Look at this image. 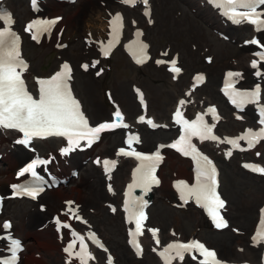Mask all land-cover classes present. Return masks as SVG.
<instances>
[{
  "label": "snow or ice",
  "instance_id": "1",
  "mask_svg": "<svg viewBox=\"0 0 264 264\" xmlns=\"http://www.w3.org/2000/svg\"><path fill=\"white\" fill-rule=\"evenodd\" d=\"M137 2L147 5L148 0H123L125 4H136ZM208 2L220 10L222 15L232 20L233 23L248 22L257 26L258 29L264 30V0H208ZM33 3H35V0H33ZM147 14V11H145V15ZM58 19L60 18L33 20L26 25L25 31L31 33L33 40L39 41L41 35L51 32L52 26L56 24ZM0 21H3L5 25L0 28V129L19 130L23 134V140L19 142L24 144L29 143L34 137H65L68 146L62 148L61 153L66 154L73 148L79 147L80 141H86L87 145L91 146L96 139H99L100 133L128 126L123 123V115L119 108L113 113V119L110 122H102L96 126H90L89 121L80 110L79 102L71 94L68 85V81L71 79V68L67 63L61 65L60 71L48 78H36L39 89L38 98L34 97L29 92L22 78V74L28 68V65L21 58L20 37L11 28L13 21L10 14L0 11ZM109 25L112 29L110 33L112 39L109 40L108 45L103 50L105 56L108 55V51L119 40V32L123 27L119 13L109 22ZM257 42V40L250 41L253 44ZM146 47L143 43H138V51L134 53L137 57V63H143L147 59L144 51ZM256 55L261 60H264V52L256 53ZM162 62L157 61L158 64ZM171 64L173 65L172 71H180L179 68L175 67V59L171 61ZM83 67L87 68L88 66L83 65ZM252 67H257L256 60L252 61ZM255 74L257 76L261 75L259 71ZM239 76L240 73L238 72L226 73L225 87L223 89L225 94L229 96L231 102L238 108H243L247 104H258L260 101V85H255L251 90L237 89L233 86V78ZM196 79L200 81L203 77L198 76ZM184 103L185 101H180L181 105ZM258 110L261 114L259 123L264 125V107H260ZM207 112L212 113L213 118H216L214 107H210ZM138 119L140 121L145 120L144 116H140ZM173 119L175 123L181 125V135L170 145H160L156 151L144 153L132 148L134 142H140L139 137L130 136L125 141L128 149L120 148L116 153L117 156H130L139 161L133 169L132 183L128 185V190L125 192V211L128 213V218L135 222V230L129 233L130 237H132L130 243L136 247L138 252L140 244L135 237L143 234V221L147 219L144 213L147 201L142 197H133L131 190L141 188L147 193L153 185L160 183L156 175V169L163 159L159 151V148L162 147L174 148L184 156H190L194 162V183L189 184L184 180L174 182V187L179 192L181 200L187 203L189 199H194L198 205L206 209L217 229L228 227L227 220L220 213L226 202L217 192V170L213 162L192 143L193 137H197L201 141L218 140L219 137L212 132L215 125H209L205 122L203 114L200 113L196 115L195 119H185L180 107H177L176 112L173 114ZM147 123L156 127L151 119L147 120ZM242 139L248 141L249 147H253L255 143L264 140V127L259 128V130L246 129L245 133L240 137L234 139L225 138V142L232 145L233 148H239L238 141ZM226 155H231V150ZM42 163H46V161L33 160L18 175L31 173L33 177L42 179L37 176L35 170L36 166ZM97 163H100L99 159ZM116 163L115 160H103L105 171L110 173ZM244 167L264 174V167L259 165L245 164ZM12 187L17 189L18 193L22 192L33 198L40 191H43L41 187L21 185H13ZM109 190H112L111 186H109ZM70 211L74 212L73 209H70ZM75 218L80 219L79 216H75ZM62 226L64 228L70 227L68 224H63ZM4 227H9L7 222H5ZM149 231L153 237H156L158 229L152 228ZM71 235L73 239L63 251L69 257L75 256L79 258L80 264H87V260L92 258V253L88 251L84 237L75 231ZM88 236L94 244L103 247L94 233H89ZM252 240L257 244H264V208L260 209V222ZM77 241L80 243V249L73 252L72 249ZM157 243H159V240H157ZM9 250L11 252L10 257L0 260V264H16L17 252L21 250V242L10 238ZM192 250L199 252L203 256L200 264H224L218 258L215 250L209 249L198 240H191L187 243H169L160 252V255L164 257L166 264H171V252L175 251V256L182 260L184 254ZM108 259L109 264H111V257Z\"/></svg>",
  "mask_w": 264,
  "mask_h": 264
},
{
  "label": "rangeland",
  "instance_id": "2",
  "mask_svg": "<svg viewBox=\"0 0 264 264\" xmlns=\"http://www.w3.org/2000/svg\"><path fill=\"white\" fill-rule=\"evenodd\" d=\"M23 1V6L19 7L18 10H21L23 13V8L27 7V0H21ZM44 1H50V2H59L58 0H44ZM78 2V0H77ZM77 2L74 4H66V6L62 7H56L54 9H50V11L47 13L48 16H54V15H60L62 16V19L58 22L57 27L63 25V40L66 41L67 47L62 50V53H58V51L55 48L54 41H45L43 40L40 43L35 42H29L25 41L23 44V51L25 56L30 61L31 69L28 73L30 75H47L49 72H51L53 69L57 67V63L61 58L66 57V60L70 61L73 69H74V89L76 94L81 98L84 108L86 112L88 113L91 121L93 122V114L97 115H108V111L114 107L113 103H118L120 107L124 110L125 105L122 103V101L131 100L136 108L130 112V119L133 120V117L139 112L135 93L133 91V85H135V80L133 79V76H137L140 78L141 82L143 83V87L148 93L153 96L151 99L152 101H157V99L160 97V95H166L169 86V71L167 68L168 60L171 57V54L176 51L179 56V65L183 70V73L180 75L178 74L177 77H179L180 81H183V84L181 85L182 89H184L190 82V77L193 72L199 71L197 70L198 67L195 64L198 60L204 65V66H216L219 61L217 60V57L215 56V53L213 54L210 52L206 45L203 43V38L200 37V34L204 33V30L208 33L210 38H213L212 35L209 33L208 30L209 26L206 24L199 22L197 23V18L192 14V12L189 11V15L187 16L186 23L182 26L179 25L177 21V17L175 14L172 13L168 8H164L162 10L163 16L161 18L160 11L162 9V4L160 6H156L154 11L156 12V22L151 25L150 30H147L143 26L144 22L140 21L138 25H141V27L145 31V38L150 43V50L152 52V59L143 64V65H133L131 61L126 57V55L122 52L121 47H118L109 57L107 60L108 62V68L107 73L101 77V79L97 82H99V86L101 87L103 84H107L109 80H113L116 83H120L119 88L121 89L122 93H120L119 88L114 90L113 86L110 85V90L112 92H108V96L105 97L102 95L101 88H99V92L96 90L94 83L89 88L90 84L86 81H91L92 78H90L88 73L82 72L79 68L78 61H74V55L78 54V51L76 52V45L82 44L83 46V36L78 31L79 24L78 22L74 21L72 24L67 25L64 20L65 16L64 13L67 11H73L74 9H77ZM17 3L16 5H18ZM184 8L187 6L184 5ZM62 9H66L67 11H63ZM13 11V10H12ZM101 12L105 13L106 10H101ZM14 16L16 12H14ZM127 13V11H126ZM125 13V17L127 22H129L128 14ZM66 15V14H65ZM192 17H194L196 20H193ZM27 18V17H26ZM25 18V19H26ZM190 20V22H189ZM85 22L90 23V28L93 26L100 24L101 21L98 19L96 12L90 11V13L87 14ZM19 28L22 26L23 21L22 19L17 23ZM128 24V23H127ZM176 24H178L176 26ZM181 26L184 27V31L178 30V27ZM189 28V29H188ZM232 29V28H229ZM233 30V29H232ZM226 34L229 36V40H219L218 48H222L223 46H229L234 47L233 45L239 44L241 39L248 36V34H241L237 39L232 38L230 32L227 30ZM214 35L218 37V34L214 31ZM263 39V37H261ZM214 39V38H213ZM217 40H213L212 42H216ZM29 42L28 44H26ZM227 43V44H225ZM215 45V44H213ZM167 47V48H166ZM212 47V46H211ZM165 49V53H168L166 64L164 66H155L153 62L154 53H156L158 50ZM212 50V48H211ZM154 52V53H153ZM209 56V57H208ZM219 60L222 59V56L218 57ZM55 63L53 66L51 63ZM208 64V65H207ZM113 65H116V69L113 72L111 68L113 69ZM205 72V71H204ZM223 71L220 69V72L218 74L217 80L215 82V89H218V84L220 82V78L222 76ZM252 74V72H251ZM91 75V74H90ZM206 75V81L207 73ZM94 80V79H93ZM86 83H85V82ZM105 84V85H106ZM207 89V83L201 87V89H196L193 92V96L197 97L198 100H204L205 102L199 106V108L204 109L206 104L214 103L217 104L222 111V120L218 123V131L220 133L226 132L228 134H232L233 132H238L241 130V128L246 124L244 122L238 121L233 118L234 112L231 111V109L227 108L226 105H224L222 99L214 100L210 99L208 95L206 94L205 90ZM127 93L129 94V98L127 96ZM180 95L179 92L177 93V96ZM169 97L168 95H166ZM170 98V97H169ZM176 97H173L172 102L168 110L170 111L172 109V105L175 101ZM205 98L207 100H205ZM88 101H95L96 104L92 108L89 106ZM202 102V101H201ZM156 106V104H154ZM151 112V109L149 110ZM167 112V116L168 113ZM250 116V114H248ZM109 117V116H108ZM142 132V131H141ZM123 132H116L113 134H106L101 142H99L98 145H96L91 151H93L90 155H101L100 152H104L105 148L110 147V150H113L114 147L118 144H120L121 138H122ZM114 137L117 138L116 142H113L112 144H108V139ZM166 140V139H165ZM155 140L151 139V142L147 145L143 143L142 148L150 149L153 148L155 145ZM3 144L10 146V143L5 141ZM112 146V147H111ZM219 152V156L215 153L219 165H220V171H221V190L225 198L227 199V207H226V217L228 218L229 222L232 223V216H236L234 214L236 212L235 206L232 202H235L236 199L231 198V194L235 190L237 192V196L239 195V199L246 203L248 201L253 202V195L256 194L257 189L264 187V174H261L260 172L257 174H251L244 170L242 167V162L252 160L254 162H257L261 165V167H264V144H260L256 149L251 151L250 153L246 154H235L230 160H224L222 159V154L220 153L219 148L217 149ZM90 151V152H91ZM41 153H44V151H40ZM90 152L83 153L80 155V158H84L89 154ZM111 151H108L107 154H110ZM259 153V155H258ZM111 155V154H110ZM77 156V155H76ZM171 154L167 152L165 155V161L164 164L160 167L159 174L160 178L164 176V181L162 178V183L158 186L160 188H169L171 185V180L174 178L179 177H189L187 176L188 173L190 175V172L188 170L186 174H182L184 171H178L175 167L171 166L170 157ZM90 159L87 161V163H82V168H80V172H82L84 169L89 168L90 166H93L90 164ZM63 164H65L63 161H58V163L54 164L56 171H59L63 168ZM182 167L186 164H182ZM2 164H0V167ZM52 166V167H53ZM69 168L66 167V172L69 173ZM91 168V167H90ZM233 172V175L231 177L230 184L227 182L226 173ZM10 177L5 178L4 182L9 183L11 182V170H10ZM120 168L116 170L113 174L114 178L119 176ZM114 183V181H113ZM92 185L94 186V189L98 186L95 182H92ZM115 185V183H114ZM122 186V181H119V191ZM100 188L104 191L105 184L101 183ZM259 187V188H258ZM71 188H75L76 190L81 189L83 194L79 193L76 194V198H84V196L89 195L91 192L90 185L85 182L81 181L80 176L77 178H73V181L67 184V186H59L58 188H54L53 190H48L44 194L40 196L37 202L42 201L45 202L46 210L45 211H39L37 208V202H32L24 199H15V200H9L5 203L4 211L0 217V220L3 217H9L13 224H15V229L13 228V232L15 235L19 236L22 240L23 237L28 232H35L40 231L37 229V226L35 227H28L25 225V220L29 218L28 209L33 208L35 211H37L39 214L44 215V217H48L53 211L56 212L60 210L63 206V199L64 198H73V193L70 192H64V190H69ZM52 194V195H50ZM120 196V192H119ZM111 198H107L106 201L102 199V205L107 203V200ZM50 200V201H49ZM49 203L51 201L54 202ZM232 201V202H231ZM88 204L83 207L81 203L82 210L86 213V215L89 217V221L93 225L94 229L98 230L102 237H104L105 241L108 245V252H110L109 248L112 250L113 253L117 252L120 248V246H123L124 253H127L130 255V251H128V248L125 247V235H124V229L123 224L121 220L120 215L113 216L114 220L112 221V226L104 223L98 216H95L96 213V207L94 209L91 201H87ZM264 203V197L261 200L256 201V209L254 211L253 219L250 223V229L254 227V221L256 219V212L258 211V208ZM44 204V203H43ZM106 207V206H105ZM53 208V210H52ZM106 209H108L106 207ZM192 213L185 212L182 209L176 208L171 202L162 199V200H155L153 199L150 207L148 208V216L146 219V230L144 232L143 237L145 236L147 243L154 244L155 239L152 235V233L149 231V229L155 228L160 230L165 228V233H167L168 225H166L168 222L174 220L175 223H177L180 226V229L184 230V232L188 235H191L193 232L194 236L198 239H201L204 241L206 245H208L210 248L212 245H210V240L207 237V234L210 235H224L226 233L234 234L237 237H242L240 234H235L233 232V227H229L226 229H223L222 231H214L212 227L209 226H203L201 228L194 227V221L191 220V216H188ZM118 216V217H117ZM188 216V217H187ZM157 218L161 220L160 222H157ZM245 219V215L243 216V220ZM165 222V223H164ZM234 225H238L239 222L236 221L233 218ZM166 225V226H165ZM164 226V228H163ZM1 230V229H0ZM147 231V232H146ZM49 241L51 242L52 248L54 252H61L62 253V243L59 242V239L55 236L49 237ZM31 241L29 239H26L23 241V243L26 246V249L24 250L22 259L20 263L24 264H45L42 258L39 255V252H41V249H43L42 245H39V242L36 241V252L33 251L31 248ZM30 244V246H27ZM164 244V242L162 243ZM146 253L148 255H151L150 248L148 247L146 249ZM112 253V254H113ZM64 254V253H63ZM97 258L99 259L98 262L100 264H103L107 262L106 260V252H98L96 253ZM132 254V253H131ZM144 254V255H145ZM115 256V254H114ZM152 258V259H151ZM151 258H140L138 260V264L146 262L149 264H157L156 263V257L153 255ZM148 259H151V261H148ZM74 261V260H73ZM117 261V260H116ZM256 262L259 261L258 256L256 257ZM118 262V261H117ZM116 262V263H117ZM19 263V264H20ZM60 264H69L68 262H59ZM58 263V264H59ZM72 264V263H71ZM119 264V262H118Z\"/></svg>",
  "mask_w": 264,
  "mask_h": 264
},
{
  "label": "bare ground",
  "instance_id": "3",
  "mask_svg": "<svg viewBox=\"0 0 264 264\" xmlns=\"http://www.w3.org/2000/svg\"><path fill=\"white\" fill-rule=\"evenodd\" d=\"M17 3L19 4L16 5ZM65 4H68V3L65 2ZM160 4H162V9L160 11L161 18L163 16L162 10L164 8H168L177 17V21L179 25L181 24L183 26L186 23L185 18L187 16H190L189 15V11H190L197 18L198 20L197 23L202 22L206 24L207 26H209L208 28V30L210 31L209 33L212 35L214 39L210 38L208 33L205 30L203 34H200V37L203 38V43L206 45L207 49L213 54L215 53V56L217 57V60L219 61V63H217L216 66L210 67V66H204L200 62V60H198L195 64L197 65L200 71H205L208 75L207 76L208 78L207 89L205 90V92L210 99H214V100L221 99L219 90L215 89V82L217 80L220 69L222 71L223 70L225 71L231 68L238 69L240 71V79L248 80L252 83L258 82L252 76H250L249 78L246 77L249 75L250 70H252L251 69L252 61L255 60L254 53L258 47L255 44L253 46L244 45V44L243 45L235 44L233 45L234 47L223 46L222 48H218L219 44H216V43H219L220 42L219 40L223 41L225 37L229 38V36L223 32L227 31V29H224L225 25L230 24V23L226 22L223 19V17L218 13V11L214 8V6L208 2V0H148L147 5L145 6H142L139 2H137L136 5L126 6L124 5L123 0H78V4H77L78 8L74 11H69L68 13H66L64 22H67V25L72 24L74 21L78 22L79 24L78 31L85 38V42H83V46L82 44H78L75 46L76 52L78 51L79 55L78 54L74 55L75 57L73 59L75 62L79 61L80 67L82 66L81 64L83 63H86V65L88 66L87 68H84V70L87 69V72L89 73L88 76L92 78L91 79L92 82L86 80L90 84L89 88L95 82L94 86L96 90L99 92V88H101L102 95L108 96L107 87H105L104 85L100 87L98 85L99 82L97 81L100 80V77H101L100 74L103 73L107 69L106 56L102 55L99 52L98 44L100 42H103L106 39L107 33L109 32V22H108L109 13L112 12L113 9L118 10L120 9L119 7L122 8V6L128 7L131 10V11L127 10V14L129 17V23H131L133 27H130L129 25H127L126 27L127 34L131 37L133 33L132 32L133 29L136 27H139V25H136V23H139L140 21L144 22L143 25L145 28H147V30H150L151 28L150 26L156 22V12L154 11V9L156 6L158 5L160 6ZM182 4L186 5L187 7L184 8ZM60 5H64V3H58V2L40 3L39 8L37 9L36 13H34V10H32L30 7H26V9L24 7L23 13H22L21 10H18L19 7L23 6V2L21 0H0V10H2L3 7H7L8 9H13L16 12L17 16H16L15 23L19 22V20L25 16L33 17L35 15H46L50 9L56 6H60ZM144 8L145 9L148 8L150 10L148 16H144L142 14V10ZM101 9H105L107 11V16H103V14L100 12ZM90 11L96 12V14H98L97 16L98 19L101 21V24L95 25L92 29L89 27L90 26L89 22L84 23V21L86 20L87 14L90 13ZM192 19L196 20L194 17H192ZM1 25H2V21H0V26ZM177 25L178 24H176V26ZM232 27H235V28L233 30L231 29L228 31L230 32L233 39H237L241 34H244L246 31L249 30V27H247V24H238V25H233ZM182 29L184 31V27H182ZM182 29H181V26L178 27V30L182 31ZM214 31H217V32L219 31L221 34L218 35V37H216L214 35ZM249 32L251 34L253 33L252 31H249ZM261 37H263V40H264V31H261L260 33L257 34L256 40H258L259 42H262L263 40L261 39ZM213 40H217V41L212 42ZM26 41H30L29 38ZM57 51L58 53H62L59 50ZM156 55H157L156 58H162V61L164 62V57H163L164 52L159 51L158 53L157 51ZM220 56H222L221 60L218 59V57ZM91 57L96 58L98 62L92 63L90 61ZM54 64L55 63L53 62L51 63L52 66ZM31 67L32 66H30L29 71ZM260 67L264 73V69L262 68V65L261 66L257 65L255 70L253 71L256 72V70ZM115 69H116V65H114L113 71H115ZM90 72H91V75H90ZM92 73H95L99 76L93 77ZM32 76L33 75H31V77ZM37 76H42V75L37 74ZM169 78H170L169 80L170 88L168 89L166 95H168L170 98L167 97L166 95H160L157 101H152L151 98L153 96L147 93L146 90L143 88V83L141 82L140 78H138L136 75L133 76V79L135 80V83L138 87L139 92L141 94H144L145 92V97L148 98L147 101L144 100L145 102L140 99L141 102L145 105V111H146V108L148 110V107L149 108L151 107L152 111L157 115V118H159V120L161 121V122L159 121V124L157 126V127H161V129L159 130L158 129H155V130L146 129L143 131L142 142L147 145L151 142V139H154L156 142L161 141L167 138L169 134L174 131V129H172L173 128L172 123L170 122L169 119L167 121V116H166V112L169 106L171 105L173 97H176L173 105L176 104L175 105L176 109L177 107H180V110H182L183 112L184 110L187 109L188 105H190L188 103H191L192 104L191 106L193 108H196L198 107V105H200L199 100H195L191 98L190 91L185 92L182 89L181 85L183 84V81L179 82L180 80H178L175 82L174 79L171 78L170 74H169ZM32 83H33L32 80H30V84ZM109 84L113 86L114 90H116L119 88L118 84L120 83L119 82L116 83L110 80ZM202 86L203 85H201V87ZM119 90H120L119 92L122 93L120 88ZM178 92L180 96L179 95L177 96ZM127 96L129 98L128 93H127ZM177 97L178 98L181 97V100L185 101V103L181 105L180 102H178ZM127 101L128 103H126L125 100L122 101V103L125 105L126 112H129V115H130V112L133 111L136 108V106L131 100H127ZM88 104L89 106L93 108L96 102L88 101ZM154 104H156V106H154ZM251 114L253 115V113ZM105 116L106 115L93 114V118L95 119V121L103 120L105 119ZM244 121H247V119H244ZM135 126L140 127V125H135ZM136 131L138 130L136 129ZM150 133H153V135H150ZM0 134H1L0 136V164H2V166L0 167V191H1V195L4 197L5 194L9 193L8 192L9 186L7 183H4L3 180L5 178L10 177L9 170L11 168L14 167L15 168L14 172H16L18 170L17 169L18 166L19 167L21 166L19 164L22 161H25L31 155V152L24 149L20 145H16L18 149L13 150L11 147H7L5 144H3V142L5 141L7 142L13 141L15 137L19 138L18 137L19 134L15 130H0ZM223 134H224V138L230 136L228 135V133H223ZM116 140H117L116 138L114 139L111 138L108 140V144H111L115 142ZM35 143L36 145H39V144L44 145L45 148H42L41 146H39V148H42L44 150V153L47 154L48 157L50 158L52 155L56 153V148H59L58 150H60L61 149L60 147L64 145V141L60 139L59 140L48 139V140L38 141V142L35 141ZM108 151H111L110 153L112 154L117 153V149L114 148L113 150H110V147H108V148H105L103 156H107ZM65 157L66 156H63V159L67 166L68 161L65 159ZM169 158H170L172 167H175L180 172L184 171L182 172V174L187 173L186 171L187 165L189 166L187 159L176 156L175 154H173ZM83 160L84 159L81 158V159H75L74 161H72L71 169H74V168L76 169V167L81 168ZM118 161H120V163L118 164V167L119 166L121 167V164H123V167L121 168L119 167L123 172L119 176H117V178L113 180L115 185L112 183V180L107 181L105 179V176L102 173V168L99 169V167L93 165L91 168L86 169L84 174L82 173L80 175L81 181L87 182L91 187V191H90L91 193L89 195L84 196V198L77 199L76 194H79V193L83 194L81 189L78 188V190H76L75 188H71L69 190H64L65 193L66 192L73 193V198L71 197V199H73V201H75L76 203H82L83 207L85 206V204L86 205L88 204L87 201H91L92 203H94L95 204L93 205L94 209L96 207L95 216H98L104 223L110 226L113 225L112 224V221L114 220L113 216H115V215L112 216V213H117V210L115 209L113 211H110L111 208L109 207V205H108V209H106L105 204L102 205L101 201L102 199L106 201L107 198H111V199H108L107 201H114L118 199V195L116 194L118 193V190H119V181L121 180L122 183L124 184V182L128 180L129 168L133 163V159L127 158V157H119ZM181 163L186 164V166L182 167ZM127 167H128V172L126 173ZM232 175H233V172L226 173L227 182L229 184L231 182ZM162 178L164 181V176H162ZM179 178H183V177H179ZM21 179H22L21 177L17 179H13L12 182H16V181L18 182ZM60 179L62 182H64L66 179H69L72 181L71 176L67 175L65 170H64V175L61 176ZM92 182H95L98 188L96 187L94 189ZM101 183H104V184L107 183L106 188H104V191L102 190V188L99 187ZM109 186H111V189H112L111 191L109 190ZM121 191H123V187ZM236 195H237V192L234 190L233 193L231 194V198H234L236 200L235 202H232V201L231 202L235 206L236 212L234 214H236V216L234 217L233 215L232 217L236 221H238L239 224L234 225L233 218H232V223L228 222V224H229V227H233V232L235 234H240L242 237H237L236 235L230 234V233H226L224 235L207 234V237L210 240V245H212L211 249L215 250L218 258L221 261H223L224 264H232L238 261L242 262L243 260L250 261V263L252 264H258L254 262V260L256 256H260L262 252L264 251V244H257L252 240V237L255 231V228H254L255 225L252 228V230L250 229L249 225L253 219L254 211L256 209L255 207L256 201L257 200L259 201L264 197V187L263 189L261 188L257 189L256 194L253 195V200H255L253 202L248 201L244 203L242 199L241 200L239 199V195L237 196V198H235ZM153 197L154 199L159 198L161 200L165 199L169 202H177L176 192L173 190V188H171V186L169 188H160V187L155 188L153 192ZM121 199H122V195L120 196L118 208H120ZM49 203L50 204L53 203L52 205H54L56 202L54 200V202L51 201ZM110 203L114 204V202H110ZM225 207L227 206L225 205ZM192 209H194V211H192ZM183 210L188 211L189 213H192L188 216H191V220L194 221V227L201 228L203 226H208L210 224L208 219L205 217V215L203 214V212L201 211L199 207L195 205H192V207H190L188 204H185ZM28 213L30 216L27 220H25L26 226L33 228L35 226L46 223L45 227L42 230L35 231L34 233L28 232L24 236L25 239H29V241H31L30 244H31V248L33 249V251L36 252V241H37L39 242V245L43 246V249H41V252H39V255L45 264H58L59 262H64L67 259L66 256H64L61 252H58V251L54 252L53 250H51L52 245H51V242L49 241V237H53L56 235V232L54 230V223L52 222L51 217L50 219H48L49 217H44V215L39 214L33 208H29ZM244 215H245V219L243 220ZM258 216H259L258 212H256V220H258ZM161 220L157 218V222H160ZM165 222H168L166 224L168 225V229H169L167 230V233H165V228L163 226L164 229H161L162 228L161 227L160 230L157 232L156 237H154L155 239L154 245L156 249L159 251V255H157L156 253L151 254V255L145 254L143 257L141 255L140 257L137 258L135 257L136 247L132 243L128 245L130 248V252H129L130 255H128L127 253H124L123 248H122L123 246L119 245L120 249L114 253L115 258L112 264H118V262L119 264H138L136 262H138V260L141 257L142 259L151 258V256L153 255L156 256L157 264H166L165 259L164 257L160 255V252L164 249L166 245H168V241L171 240L170 243L172 242L185 243L186 240L189 238V235L186 234L184 230L180 229V226L177 223H175L174 220L165 221ZM81 226L86 229L91 228L88 222L82 224ZM127 226L128 225H126L123 222V229H125ZM12 228H13V225H11V228L9 230H11ZM6 231L8 230L7 229L2 230V232H6ZM191 234H193V232ZM143 238L144 240H146L145 236ZM157 240H159V243H157ZM200 241L202 242V240ZM125 242H129L127 238H125ZM138 242L140 244L139 253L143 254V252L147 251L146 250L147 246L143 247L141 243V238L140 240H138ZM144 242L145 241H143V243ZM163 242H164V245L162 244ZM170 256L172 257L171 264H180V263L197 264V262L193 261L190 258V255H188V252L184 254V258L182 260L179 257L175 256V251L171 252ZM151 259H148V261H151ZM146 262H143L140 264H149ZM90 264H100V262H98L96 257L93 256L90 260ZM103 264H107V263L105 262Z\"/></svg>",
  "mask_w": 264,
  "mask_h": 264
}]
</instances>
